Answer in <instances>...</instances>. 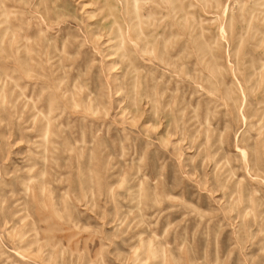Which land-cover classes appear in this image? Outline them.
<instances>
[{
	"label": "rangeland",
	"instance_id": "obj_1",
	"mask_svg": "<svg viewBox=\"0 0 264 264\" xmlns=\"http://www.w3.org/2000/svg\"><path fill=\"white\" fill-rule=\"evenodd\" d=\"M0 264H264V0H0Z\"/></svg>",
	"mask_w": 264,
	"mask_h": 264
},
{
	"label": "bare ground",
	"instance_id": "obj_2",
	"mask_svg": "<svg viewBox=\"0 0 264 264\" xmlns=\"http://www.w3.org/2000/svg\"><path fill=\"white\" fill-rule=\"evenodd\" d=\"M115 25V24H114ZM110 26V25H109ZM130 27V26H129ZM116 28V27H115ZM121 28V27H120ZM109 29V28H108ZM117 30V29H116ZM115 30V31H116ZM122 31V30H121ZM114 33V32H113ZM119 35V34H118ZM137 35V34H136ZM112 42V41H111ZM119 42H120V40H119ZM122 43H123V40H121V42L119 43V46H118V48L120 49L121 47H122ZM122 49V48H121ZM43 135H47L48 134V125L47 124H45V126L43 127Z\"/></svg>",
	"mask_w": 264,
	"mask_h": 264
}]
</instances>
